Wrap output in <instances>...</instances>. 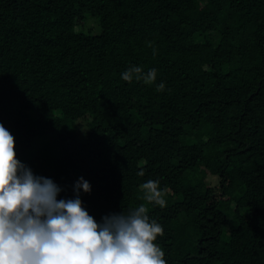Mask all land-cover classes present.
<instances>
[{
  "label": "trees",
  "instance_id": "1",
  "mask_svg": "<svg viewBox=\"0 0 264 264\" xmlns=\"http://www.w3.org/2000/svg\"><path fill=\"white\" fill-rule=\"evenodd\" d=\"M0 123L97 220L143 204L167 264H264V0H0Z\"/></svg>",
  "mask_w": 264,
  "mask_h": 264
},
{
  "label": "clouds",
  "instance_id": "2",
  "mask_svg": "<svg viewBox=\"0 0 264 264\" xmlns=\"http://www.w3.org/2000/svg\"><path fill=\"white\" fill-rule=\"evenodd\" d=\"M141 72L131 67L121 78L131 82ZM155 75L156 69H150L145 82ZM158 183L145 182L143 198L163 206ZM63 191L53 178L18 159L15 138L0 123V264H167L155 243L163 227L143 204L97 220L81 198L92 191L90 181L77 178L71 197L61 196Z\"/></svg>",
  "mask_w": 264,
  "mask_h": 264
},
{
  "label": "rangeland",
  "instance_id": "3",
  "mask_svg": "<svg viewBox=\"0 0 264 264\" xmlns=\"http://www.w3.org/2000/svg\"><path fill=\"white\" fill-rule=\"evenodd\" d=\"M93 24H94V23H93ZM82 125H83V126H81V131H82L83 128H85V127H84L85 124L82 123ZM207 180H208V181L210 182V184H212V185L217 184V177L209 176Z\"/></svg>",
  "mask_w": 264,
  "mask_h": 264
}]
</instances>
